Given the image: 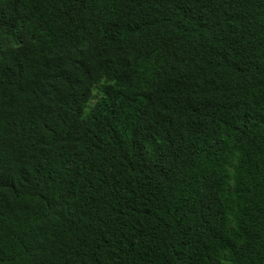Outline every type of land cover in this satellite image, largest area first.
<instances>
[{"label": "trees", "instance_id": "obj_1", "mask_svg": "<svg viewBox=\"0 0 264 264\" xmlns=\"http://www.w3.org/2000/svg\"><path fill=\"white\" fill-rule=\"evenodd\" d=\"M0 264H264V0H0Z\"/></svg>", "mask_w": 264, "mask_h": 264}]
</instances>
